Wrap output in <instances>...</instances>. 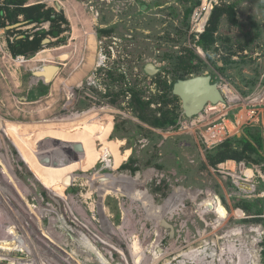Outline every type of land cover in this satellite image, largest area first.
Returning <instances> with one entry per match:
<instances>
[{
  "label": "rangeland",
  "instance_id": "1",
  "mask_svg": "<svg viewBox=\"0 0 264 264\" xmlns=\"http://www.w3.org/2000/svg\"><path fill=\"white\" fill-rule=\"evenodd\" d=\"M204 74L257 92L264 0H0V264H264V153L180 124L173 86Z\"/></svg>",
  "mask_w": 264,
  "mask_h": 264
},
{
  "label": "built area",
  "instance_id": "2",
  "mask_svg": "<svg viewBox=\"0 0 264 264\" xmlns=\"http://www.w3.org/2000/svg\"><path fill=\"white\" fill-rule=\"evenodd\" d=\"M204 9V8H203ZM224 101L217 104H206L204 109L191 117L185 116L183 113V119L180 121L181 127L186 131L196 133L198 130V140L202 144L205 150H211L233 136H236L242 123L259 124L261 119V107L264 105V80L261 87L249 98L240 99L243 103V111L241 110L237 115L230 116L229 108L231 102L236 100V96L228 95L224 89L227 85L222 86L221 82H217ZM231 160L222 163L219 168L221 172L232 174L230 167ZM250 171V172H248ZM243 175L247 180L252 179L254 172L253 169L245 168ZM244 179V178H243ZM254 189H247L246 192H252Z\"/></svg>",
  "mask_w": 264,
  "mask_h": 264
},
{
  "label": "water",
  "instance_id": "3",
  "mask_svg": "<svg viewBox=\"0 0 264 264\" xmlns=\"http://www.w3.org/2000/svg\"><path fill=\"white\" fill-rule=\"evenodd\" d=\"M48 41L49 39H46L44 42ZM144 68L150 75L157 71L152 63H147ZM59 70L60 66L57 64H43L39 69L32 70L31 73L42 78L45 83H50ZM173 93L181 99L183 113L187 117L200 113L208 103L217 104L224 101L217 82L213 81L209 74L179 80L173 86Z\"/></svg>",
  "mask_w": 264,
  "mask_h": 264
},
{
  "label": "bare ground",
  "instance_id": "4",
  "mask_svg": "<svg viewBox=\"0 0 264 264\" xmlns=\"http://www.w3.org/2000/svg\"><path fill=\"white\" fill-rule=\"evenodd\" d=\"M205 2V1H204ZM210 5H208V4H205L204 5V10H205V12H204V14H203V16L199 19V22L197 23V28L199 29V30H201L203 27H204V25L206 24V20H207V16H208V13H209V10H210ZM93 37V36H92ZM4 42V41H3ZM90 46H91V48L92 47H94V45H95V38H91L90 39ZM89 49V48H88ZM89 52V51H88ZM9 53V52H8ZM90 54H91V52H89ZM2 54V53H1ZM88 58V57H87ZM91 58V57H90ZM88 60V59H87ZM22 61V60H21ZM84 61V60H83ZM89 61V60H88ZM56 62V61H55ZM85 64V63H84ZM86 64H88V63H86ZM80 65V64H79ZM89 65V64H88ZM76 67V66H75ZM89 67V66H88ZM70 72H71V70H70ZM14 80V79H13ZM224 91L228 94V95H230V96H232V98H234V96H233V93H232V91L230 90V88H225L224 89ZM236 99H240V97H239V95H236V97H235ZM74 99V98H73ZM97 112H98V109H91V110H89V111H85V112H83V113H78V114H75V115H73L71 118H69L68 120H76V119H89V118H91L92 116H94V115H96L97 114ZM90 120V119H89ZM0 131H2V129L0 130ZM4 134V133H3ZM83 140V139H82ZM87 142V141H86ZM71 143V142H70ZM84 157V156H83ZM0 161L3 163V165H4V168L5 169H7L8 170V172L9 171H12V169H11V167H8L5 163H4V161L0 158ZM83 163V162H82ZM86 164V163H85ZM248 172H250V171H248ZM14 173V172H13ZM112 182V181H111ZM104 185V184H103ZM107 187H106V189L107 190H110L111 188H115V187H117L116 185H114V184H112V183H110V185L109 184H105ZM119 185V187H120V189L121 188H129V190H130V192L131 193H133V189H132V185H125V184H123V183H119L118 184ZM105 188V187H104ZM116 189V188H115ZM118 189V188H117ZM2 190V189H1ZM119 190V189H118ZM108 193V192H107ZM4 198V197H3ZM2 198V199H3ZM7 198V197H6ZM208 201H213L216 205H218L219 207H221L220 206V204L217 202V199L214 197V196H212V197H210V198H208L207 199ZM1 206V205H0ZM8 206H9V204H8ZM3 207V206H2ZM2 210V209H1ZM3 210H5V209H3ZM45 244V243H44ZM98 261H99V259L98 258H96ZM95 260V259H94ZM100 262V261H99Z\"/></svg>",
  "mask_w": 264,
  "mask_h": 264
},
{
  "label": "trees",
  "instance_id": "5",
  "mask_svg": "<svg viewBox=\"0 0 264 264\" xmlns=\"http://www.w3.org/2000/svg\"><path fill=\"white\" fill-rule=\"evenodd\" d=\"M202 38H205V34L204 35H201ZM203 43V42H202ZM140 106H141V102H139ZM143 105V103H142ZM161 120H157V122H155V124H162V122H160ZM169 122V120H168ZM248 132V136L245 137V136H234L236 138V140H239L241 142L244 143V148H250L252 151H256V152H262L264 153V139L261 137V134L259 132H254V133H251L249 130H247ZM250 132V133H249ZM249 137V138H248ZM229 140V139H228ZM226 140L224 143H223V148L225 147H231V141L229 140ZM232 151L231 150H226L222 153H220V156L222 158H225V157H231V154ZM218 159V158H217Z\"/></svg>",
  "mask_w": 264,
  "mask_h": 264
},
{
  "label": "crops",
  "instance_id": "6",
  "mask_svg": "<svg viewBox=\"0 0 264 264\" xmlns=\"http://www.w3.org/2000/svg\"><path fill=\"white\" fill-rule=\"evenodd\" d=\"M21 25V23H17V24H15V25H7V26H5V28L6 29H12L13 27H18V26H20ZM50 41V40H49ZM48 41V42H49ZM43 43H46V42H43ZM53 81V80H52ZM262 118V117H261ZM260 122H262V128L260 129V134H261V137L264 139V115H263V121H262V119H260ZM239 134V133H238ZM237 134V135H238ZM236 135V136H237ZM234 137V136H233ZM232 138V137H231Z\"/></svg>",
  "mask_w": 264,
  "mask_h": 264
}]
</instances>
